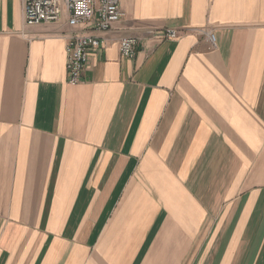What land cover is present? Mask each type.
Here are the masks:
<instances>
[{
	"label": "crops",
	"instance_id": "0c3cea01",
	"mask_svg": "<svg viewBox=\"0 0 264 264\" xmlns=\"http://www.w3.org/2000/svg\"><path fill=\"white\" fill-rule=\"evenodd\" d=\"M120 7L71 86L84 30L0 0V264H264V0Z\"/></svg>",
	"mask_w": 264,
	"mask_h": 264
},
{
	"label": "built area",
	"instance_id": "2783aa9c",
	"mask_svg": "<svg viewBox=\"0 0 264 264\" xmlns=\"http://www.w3.org/2000/svg\"><path fill=\"white\" fill-rule=\"evenodd\" d=\"M121 0H24L25 25L65 23L75 31L66 47V71L68 84L79 85L83 73L90 65V52L105 47L106 41L92 35L93 32L110 33L122 20ZM176 29H166L159 38L176 40L180 36ZM210 42L216 41L210 34ZM139 41L133 37H122L119 41L120 55L124 59H133L137 55Z\"/></svg>",
	"mask_w": 264,
	"mask_h": 264
},
{
	"label": "bare ground",
	"instance_id": "6f19581e",
	"mask_svg": "<svg viewBox=\"0 0 264 264\" xmlns=\"http://www.w3.org/2000/svg\"><path fill=\"white\" fill-rule=\"evenodd\" d=\"M210 35V34H209ZM209 40H210V36H209ZM216 42V41H215ZM213 46H215V43L213 44Z\"/></svg>",
	"mask_w": 264,
	"mask_h": 264
}]
</instances>
